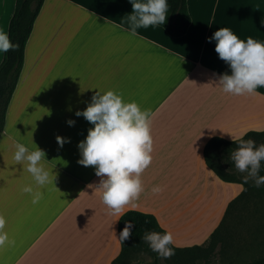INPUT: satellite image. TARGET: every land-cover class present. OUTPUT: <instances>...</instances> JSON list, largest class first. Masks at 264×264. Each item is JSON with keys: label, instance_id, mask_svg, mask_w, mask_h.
<instances>
[{"label": "crops", "instance_id": "crops-1", "mask_svg": "<svg viewBox=\"0 0 264 264\" xmlns=\"http://www.w3.org/2000/svg\"><path fill=\"white\" fill-rule=\"evenodd\" d=\"M15 1L0 0V30L7 33ZM187 6L191 25L173 38L160 26L133 34L124 18L132 13L129 0H44L0 136V231L7 234L0 264H112L119 256L122 215H110L101 192L87 187L99 183L94 166L78 163L77 146L93 125L75 112L99 90L149 113L151 164L140 176L136 207L123 214L153 215L177 248L202 246L219 227L244 186L221 181L205 164L204 147L214 137L237 141L264 131V88L231 95L217 87L230 69L208 38L228 27L241 39L264 41V0ZM57 137L67 142L61 147ZM17 143L45 152L51 183L36 185L14 161ZM24 186L41 193L37 203ZM154 186L163 190L153 194Z\"/></svg>", "mask_w": 264, "mask_h": 264}, {"label": "clouds", "instance_id": "clouds-1", "mask_svg": "<svg viewBox=\"0 0 264 264\" xmlns=\"http://www.w3.org/2000/svg\"><path fill=\"white\" fill-rule=\"evenodd\" d=\"M129 3L132 13L124 18L133 34L140 28L166 23L167 0H129ZM261 25H264V19ZM208 41H215L218 58L230 69V74L226 72L218 77L217 87L224 93L251 95L258 94V88H264V41L252 36L241 39L228 27H220ZM17 48L18 45L10 40L8 33L0 30V54ZM75 115L82 116L93 125L77 146L81 155L78 163L84 167L94 166L95 175L100 177L98 185L89 184L87 187L101 192L102 203L107 206L110 215L121 216L129 204L136 207L131 202L138 199L143 191L140 176L151 164L153 140L149 113L135 101H125L121 94L113 90H99L87 107L83 111H76ZM67 123L73 126L75 121L68 120ZM231 138L235 141L232 135ZM57 142L62 147L67 141L57 137ZM15 149L14 161L31 175L36 185L42 187L52 182L49 171L41 163L45 157L43 150L35 145L30 151L22 143H17ZM230 160L234 168L244 174L241 177L244 184L251 180L257 188L264 185V175L259 174L261 162L264 161V144L257 146L251 138L240 139L237 147L231 150ZM162 190L154 186L151 191L158 194ZM21 191L32 195L34 204L41 197V193L34 192L31 186H24ZM4 224V218L0 216V230ZM134 227L132 220H126L118 238L114 233L120 244L124 245L131 238ZM140 238L159 259H169L175 255L171 232L146 231ZM6 240L7 234L0 231V245Z\"/></svg>", "mask_w": 264, "mask_h": 264}, {"label": "trees", "instance_id": "trees-1", "mask_svg": "<svg viewBox=\"0 0 264 264\" xmlns=\"http://www.w3.org/2000/svg\"><path fill=\"white\" fill-rule=\"evenodd\" d=\"M167 3L166 23L160 27L173 38L183 37L191 25L187 0H167ZM43 4L44 0L15 1L14 13L8 26V35L10 40L18 45V48L4 53L0 64V136L4 130L7 109L23 70L26 45ZM249 138L253 139L257 146L264 144V131H250L241 139L247 140ZM239 140L235 143V141H226L219 137L212 138L204 147V160L205 164L221 181L242 184L244 186L242 194L229 204L225 217L211 235L207 248L203 246L177 248L172 245L175 255L163 260L167 264H199L208 262L228 216H231L241 201L247 203L252 197L250 184H244L240 176L233 172L235 168L230 160L231 150L237 147ZM259 174L264 175V161L261 162ZM126 220H132L135 223L133 234L129 240L125 241L124 245L121 244L120 254L112 264H135L141 255L151 256L155 263L162 260L140 238L146 231L161 233L166 231L160 226L157 219L151 214L138 211L126 212L118 222V234L124 228ZM251 264H264V258Z\"/></svg>", "mask_w": 264, "mask_h": 264}, {"label": "rangeland", "instance_id": "rangeland-1", "mask_svg": "<svg viewBox=\"0 0 264 264\" xmlns=\"http://www.w3.org/2000/svg\"><path fill=\"white\" fill-rule=\"evenodd\" d=\"M233 172L240 178L244 175L236 169ZM248 183L252 197L247 203L241 201L228 216L210 260L199 264H251L264 258V185L257 188L253 181ZM209 243L210 240L202 246L207 248ZM135 264L167 263L163 260L155 263L151 256L141 255Z\"/></svg>", "mask_w": 264, "mask_h": 264}]
</instances>
